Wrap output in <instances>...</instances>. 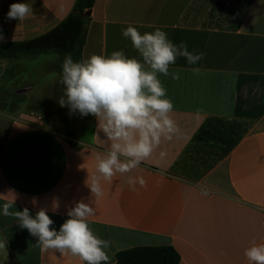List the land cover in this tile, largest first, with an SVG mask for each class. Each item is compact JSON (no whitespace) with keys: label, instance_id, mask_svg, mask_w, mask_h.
Returning a JSON list of instances; mask_svg holds the SVG:
<instances>
[{"label":"crops","instance_id":"obj_1","mask_svg":"<svg viewBox=\"0 0 264 264\" xmlns=\"http://www.w3.org/2000/svg\"><path fill=\"white\" fill-rule=\"evenodd\" d=\"M76 1L0 0L5 42L50 32ZM18 2L29 3L33 14L8 20L9 5ZM90 12L82 59L119 50L140 59L122 35L129 24L141 34L159 28L173 43L204 53L195 65L177 58L170 73L179 79L160 76L180 132L139 168L102 182L104 195L92 203L89 226L111 241L110 264L118 252L139 246H172L182 264H248L244 250L253 240L264 243V0H96ZM40 56L0 57V89L40 82L30 73L39 62L40 76L57 81L51 70L57 56ZM84 119L89 137L78 138L75 124L68 138L41 115L0 110V264H82L42 251L2 205L13 202L10 211L27 207L33 216L46 208L59 230L75 202H88L85 182L109 142L93 116ZM128 176H142L147 187L130 190Z\"/></svg>","mask_w":264,"mask_h":264},{"label":"clouds","instance_id":"obj_2","mask_svg":"<svg viewBox=\"0 0 264 264\" xmlns=\"http://www.w3.org/2000/svg\"><path fill=\"white\" fill-rule=\"evenodd\" d=\"M32 14L29 3H11L7 19L23 21ZM122 35L131 41L140 59L119 50L107 56L92 54L80 61L67 54L61 65L64 92L58 104L67 107L70 116H93L109 142L105 151L96 153L95 173L85 182L90 190L88 202H75L59 230L51 227L54 221L46 208H40L33 216L27 207L10 211L13 202L2 205V214L13 217L21 229H27L42 251L70 254L82 264H110L112 260L111 241L100 238L89 226V218L95 215L92 203L104 195L102 182L111 183L117 175L139 168L162 140H170L180 132L171 117L174 103L167 97L160 76L179 79V72L170 73L177 58H186L189 65H195L204 57L202 52H190L183 42L173 43L159 28L141 34L129 24L122 29ZM4 42L0 29V44ZM192 70L198 72L196 68ZM164 155L160 153L162 158ZM126 183L132 191H136L137 184L147 187L142 176H128ZM244 256L248 264H264V243L253 240Z\"/></svg>","mask_w":264,"mask_h":264},{"label":"trees","instance_id":"obj_3","mask_svg":"<svg viewBox=\"0 0 264 264\" xmlns=\"http://www.w3.org/2000/svg\"><path fill=\"white\" fill-rule=\"evenodd\" d=\"M95 1L77 0L72 13L63 22L38 38L0 44V57L15 61L54 54L57 56L54 70L61 79V65L67 54H71L74 61L82 60L86 27L90 20V16L85 13L91 11ZM252 2L253 0H250V3ZM77 117H80L79 114ZM59 133L68 138L74 137L73 129L67 120L60 126ZM70 144L76 145L72 141ZM114 264H182V259L172 246H139L118 252Z\"/></svg>","mask_w":264,"mask_h":264},{"label":"rangeland","instance_id":"obj_4","mask_svg":"<svg viewBox=\"0 0 264 264\" xmlns=\"http://www.w3.org/2000/svg\"><path fill=\"white\" fill-rule=\"evenodd\" d=\"M43 56L41 55L40 57ZM40 64L41 62L36 64V69L30 72L33 75L31 79L40 82L22 85L21 88H19L20 86L11 85L8 86L7 90L2 85V90L0 89V110H7L16 117L24 113L41 115L46 124L58 132L64 120H67L72 129L75 124L78 127L75 129L78 138H88L91 129L86 123L85 117H77L78 113L70 116L69 109L58 104V100L63 96L64 92L60 77H58L57 81L53 80L52 75L54 76V74L41 77L40 74L43 68L39 67ZM51 70L58 75L53 67Z\"/></svg>","mask_w":264,"mask_h":264},{"label":"water","instance_id":"obj_5","mask_svg":"<svg viewBox=\"0 0 264 264\" xmlns=\"http://www.w3.org/2000/svg\"><path fill=\"white\" fill-rule=\"evenodd\" d=\"M90 14H91L90 11H88V12L85 13L86 16H90Z\"/></svg>","mask_w":264,"mask_h":264}]
</instances>
